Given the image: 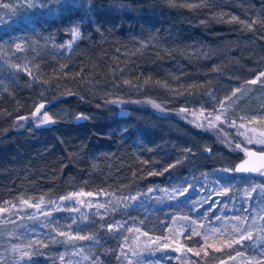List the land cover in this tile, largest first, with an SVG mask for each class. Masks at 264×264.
<instances>
[{"label": "trees", "instance_id": "trees-1", "mask_svg": "<svg viewBox=\"0 0 264 264\" xmlns=\"http://www.w3.org/2000/svg\"><path fill=\"white\" fill-rule=\"evenodd\" d=\"M91 1L93 7L87 12L48 20V26L58 33L71 25L80 31V40L68 62L49 67V78H54V84L65 93L64 105L87 119L31 126L35 98L29 92L16 91L12 98L0 101V112L7 114V118L0 119V207L26 194L61 193L73 186L91 192L145 188L153 183L166 186L171 175L164 171L160 148L169 147V142L200 152L208 166L215 151L233 158L235 164L244 156L234 148L243 137L227 122H216L215 128L208 126L204 117L212 111L204 109L200 120L178 117L181 108L187 110L183 114L191 108L173 97L171 90L192 92L214 84L223 66L215 55L219 43H229L233 53L245 60L246 67L259 66L264 61V0ZM118 1L127 3L129 9L115 12L104 8ZM240 21L255 23L249 29ZM193 44L215 47L204 48L203 57L193 58L187 56ZM123 66L127 70L120 76L126 82L142 83L141 92L122 96L91 92V82L110 85ZM116 105H127L129 117L109 118ZM138 112L152 117L156 129L141 130L134 119ZM228 117L224 119L232 121ZM167 121L182 126L187 135L166 136ZM197 123L204 126L197 127ZM190 136L198 139L197 143L191 142L193 147ZM205 142L210 144L208 153L207 148L202 149ZM232 176L257 178V174L235 172ZM191 230L180 236L192 249L184 262L194 264L201 258L222 257L232 251L207 247L202 235H194ZM196 230L207 233L205 229ZM38 240L47 246L37 244V259L31 264H58L49 238ZM100 261L119 264L115 255Z\"/></svg>", "mask_w": 264, "mask_h": 264}, {"label": "rangeland", "instance_id": "rangeland-1", "mask_svg": "<svg viewBox=\"0 0 264 264\" xmlns=\"http://www.w3.org/2000/svg\"><path fill=\"white\" fill-rule=\"evenodd\" d=\"M4 2L9 3L11 7L9 9L0 8V101L4 98H12L16 91H27L35 98L31 104L33 111L37 105L46 103V107L42 109L41 113L30 121L31 126L51 124L38 123L45 111L54 121L66 122L75 119L78 116L77 112L64 105L62 98L65 97V93L58 84H54L56 81L54 78H49V67L53 65L60 67L64 62H68L80 38L72 44L71 49L64 47L71 39L72 28L76 26H67L62 33H58L48 26V20L60 19L63 15L71 12L56 10L57 6L54 0H46L53 9L51 13L48 8L39 6L35 8L21 7L24 0H4ZM32 2L36 5L40 4V0H32ZM81 3L83 7L72 12H87L93 7L91 0H81ZM104 8L120 12L128 10L129 5L118 1ZM6 17L7 19H5ZM16 43L23 45V52L15 51ZM193 47L188 50L190 52L187 56L191 55L195 58L196 55L203 57L204 48L208 50L215 45L193 44ZM216 47L215 55L220 57L223 66L221 70L217 71L214 84L192 92H184L179 88L171 90L173 97L184 106L191 108L188 114L180 112L182 115L178 117L185 121L187 117L190 120H197L196 116H200L201 111L204 113V109L217 114L219 113L218 101L224 100L226 96H231L232 92L239 87L240 91L236 93V96L225 101V105L230 106L226 115L229 116V120L236 121L237 125L231 130L233 132L245 131L238 127L243 122L248 128H254L258 132L264 131V122L259 119L251 122L253 116H264V85L259 81L255 85L246 83L264 72V61L261 60L259 66L246 67L245 60L240 55L233 53L229 43H219ZM262 50L264 51V48ZM16 66H19V70ZM25 68L27 71L24 70ZM126 70L124 66L118 69L113 83L110 85H106L105 82L101 84L91 82V92L120 96L141 92L144 89L142 83L126 82L120 76ZM261 80L264 81V77ZM120 109L129 110L127 105H116V109L109 118L117 117V112ZM157 111L162 112L160 109ZM193 113L196 116H193ZM241 117L244 118L243 121H241ZM1 118H7L5 111L0 112ZM134 119L143 131L156 129L157 122L150 116L138 112L134 114ZM166 127V136L170 134L187 135L185 129L176 122L167 121ZM189 141L197 143L198 139L190 136ZM248 146L255 149L260 147L255 144ZM204 148L209 149L210 144L205 142L202 145V149ZM185 149L191 148H181L173 142H169V147L160 148L162 164L166 167L175 163L177 159L181 160L175 167L169 168L171 181L166 186L153 183L145 188L124 187L96 192L87 191L80 186H73L61 193L38 192L11 200L0 207L6 209V211L0 212V264H14V261L19 260V254L11 251L13 245H26L28 238L38 240L39 237H55L54 240H49L53 246L51 251L56 254L58 264H90V261H84L80 256L71 255L73 245H83L86 249L91 248L92 253L98 255L100 259L115 255L119 264H127L124 256L135 260L136 257L132 256L133 250L142 254L141 258L144 260V264H188L184 262V259H189V251L180 236L192 228L205 229L207 233H210L212 228L231 229L232 225L238 223L232 219L233 217H250L252 213L242 211V209L255 210L260 205L249 200L244 189L249 184H264V177L257 174V178H234L232 176L234 171L231 173L221 171L224 168L233 169L235 164L233 158L226 156L221 151H215L211 156V166H208L204 163L200 152L192 150L189 153ZM230 179L233 185L231 191L225 196L216 195V190L221 187L218 181L228 183ZM185 182L192 185L186 195L174 196L172 189L176 185H184ZM149 189H153V191L149 192ZM81 191L91 192L93 196H77L70 201L63 202L69 207L79 209V212L55 210L61 204L60 197ZM128 196H138L139 200L134 202L122 199ZM252 197L256 201L264 200V192L257 189V192L252 193ZM24 199L29 200L30 203L40 202L43 199L42 209L51 211L52 215L44 216L34 208L20 204V201ZM109 200L113 203L109 204ZM117 200L120 203L116 204ZM89 201L94 204H106L107 208L99 210L96 207L89 208L87 207ZM211 201L218 203L213 204ZM11 205H16V207L13 208ZM97 211H99V215H96ZM80 213L87 215L89 221L95 220V223H82L81 234L94 233L100 240L99 244L68 240L67 237L57 236L52 231L53 224L49 221L55 220L59 225L67 228L71 218L79 216ZM5 220L7 223L3 222ZM193 220L197 222L196 225L191 223ZM112 221L126 222L124 229L131 228L133 231L128 232L121 229L119 232L108 233L106 228L99 227L100 224ZM258 223H264V221H258ZM201 224L202 228L199 227ZM72 228L75 229V225ZM136 228L140 229L139 233L135 231ZM144 232L148 233L147 237L142 235ZM16 236H19L20 239H16ZM148 237H151L155 243L149 241ZM245 243L248 242L245 241ZM36 246L37 244L33 245L31 249H27L33 255L31 261H26V264H31L34 259H37V255L34 253ZM122 248L124 256L121 255ZM152 250L154 253L149 255ZM251 253V248H245L243 256H236L234 260H231L229 255L235 256V251L232 250L222 257L201 258L194 264H221L222 261L224 264H246ZM61 255L65 257L64 261L60 260Z\"/></svg>", "mask_w": 264, "mask_h": 264}, {"label": "snow or ice", "instance_id": "snow-or-ice-1", "mask_svg": "<svg viewBox=\"0 0 264 264\" xmlns=\"http://www.w3.org/2000/svg\"><path fill=\"white\" fill-rule=\"evenodd\" d=\"M54 3L56 4L57 8L56 10L60 12L69 11L72 12L76 10L77 8L83 7V4L81 3V0H54ZM21 7L26 8H35L37 6L41 8H48L49 12L51 13L53 9L50 7V5L46 2V0H40V4L36 5L32 2V0H24V2L20 5ZM11 5L9 3L4 2V0H0V8L3 9H9ZM87 15V13H85ZM7 19V17L5 18ZM233 20H236L237 17H232ZM241 23H245L249 29H251L252 25L255 23V21L247 22V21H240ZM81 34L78 29V27H73L71 30V39L65 45L64 47H67L68 49H71L72 44L76 42L80 38ZM15 51L17 52H23L24 47L21 43L15 44ZM19 70V66H16ZM27 71V69H24ZM30 74V73H29ZM264 77V72H261L255 79H251L247 81L246 83L249 84H257V82H261L262 85H264V81L261 80V78ZM240 91V88L237 87L231 94V96H226L224 100L218 101L219 103V113L213 114L209 113L208 116H205L204 119L207 121L208 126L215 128L216 122L225 123L227 122L230 127H236V121H226L224 117L226 116V113L228 111V107L225 105L226 100H231L232 97L236 96V93ZM239 99V97H237ZM45 105L40 104L33 113V116H36L37 114L41 113V109H44ZM153 107L160 108V105L154 104ZM163 111V109H160ZM187 110L184 108L180 109V112H186ZM193 116H196L195 113H193ZM200 116H204L203 111H201ZM200 116H196L197 120H200ZM20 119H27L25 117H21ZM76 119H87L86 116L83 114H80L76 117ZM243 117H241V121H243ZM257 119H259L261 122H264V116H253L251 122H255ZM55 121L48 115V113L45 111L42 114V119L38 121L39 124H48V123H54ZM197 127H203V123H197ZM241 129H245L243 132H237V134L243 139L240 142H236L234 144V148L240 150L244 153L245 159L242 160L241 163L237 164L234 169L230 168H224L221 169V171L225 173H244V174H250V173H257L260 176L264 177V131L258 132L254 128H248L245 123L241 122L238 126ZM257 145L260 146L257 150H250L247 145ZM244 145V146H242ZM231 146V142H230ZM206 151H210V149H205ZM186 152L191 153L192 149H185ZM248 158H255L259 161V164H253L251 163L250 159ZM181 160L177 159L175 163L170 164L168 167L164 169V171H168L169 168L175 167L176 164L180 163ZM162 173L158 172H152L151 175H158ZM218 183L221 184V187L216 190V195L219 196H225L228 194L229 191H231V188L233 185L229 181L228 183H224L223 181H218ZM192 187V185L187 184L185 182L184 185H176L172 191L174 196H185L188 190ZM257 189H259L261 192H264V184H249L248 187L244 189V192L246 193V196L249 200H253L254 203L260 205V207L256 208L255 210L251 208H244L242 211L250 212L252 213L251 216H244L243 218L240 216H235L232 219H235L238 223L235 225H232L230 231H225L222 228H212L210 229V233H200L196 230V228H192V234L194 235H202L205 245L207 247H213L215 251H221L223 249H229L235 251V256L229 255V259L234 260L236 256H243L244 255V249L245 248H251L252 253L247 258L246 264H264V223H258V221H264V200L256 201L252 197V193L257 192ZM153 191V189H149V192ZM104 194V193H102ZM87 195L89 197L93 196V193L88 192L84 193L81 192H73L70 193L68 196L60 197L61 204L56 207V211H69V212H79V209L75 207H69L67 204H64V201H70L74 197L77 196H84ZM106 195H114V194H106ZM124 200H131V201H138V196H128L123 197ZM247 202V201H246ZM43 199H41L40 202L30 203L29 200L24 199L20 201V204L26 205L28 208H34L37 212H40L44 216H51V211H44L42 209L43 205ZM54 203V202H53ZM109 204L113 203L111 200L108 201ZM116 204L120 203L119 200L115 201ZM211 203H218L217 201H211ZM11 207L15 208L16 205H11ZM87 207H96L99 209H106V204H94L92 201L87 202ZM227 207V205H225ZM6 209L0 208V212H4ZM34 215V214H33ZM96 215H99V211H97ZM31 218V217H30ZM101 219L103 217L101 216ZM187 219V217H185ZM217 219H220L217 217ZM7 223V220L3 221ZM85 222H91L95 223V220L89 221V217L83 213H80L77 217H72L70 220V223L67 225V228L64 226L59 225V223L55 220L49 221V223L53 224L52 231L55 232L57 236L61 237H67L68 240H79V241H89L94 244H99L100 240L97 238V236L93 234H81L83 229L81 228V224ZM124 223L121 221H112L108 222L106 224H100L99 227L101 229L107 230L108 233H114L119 232L121 229H124ZM193 225H196L197 222L195 220L191 221ZM75 225V229L72 228V226ZM199 227H203V225H199ZM125 231L131 232L133 229L128 228L124 229ZM136 232H140L139 228L135 229ZM256 233V235H254ZM144 236H148L147 232L142 233ZM16 239H20L19 236L15 237ZM49 239H55V237H49ZM149 241L155 243V241H152L151 237H148ZM159 237L157 238V240ZM213 241V243H209V241ZM247 241L248 243H245ZM40 244L42 246H47L46 243L43 240H32L31 238H28L26 245H13L11 251L13 253L19 254V260L14 261V264H26V261H31L33 253L28 251L27 249H31L33 245ZM216 244H219V247H216ZM165 247L167 245H164ZM238 246V247H236ZM178 250V249H177ZM203 250V249H202ZM188 251H192L191 248L188 249ZM154 250L149 252V255L153 254ZM194 255H199V252H193ZM207 254V253H205ZM72 256H80L84 261H90V264H101L100 257L98 255H95L92 253L91 248L86 249L83 245L76 246L73 245V251L71 253ZM121 255L124 256L123 248L121 249ZM132 256L136 257L135 260L129 259L127 256H124V259L126 260L127 264H144V260L141 258L142 254L138 253L137 251H132ZM65 257L63 255L60 256V260L64 261ZM221 264H224L222 261Z\"/></svg>", "mask_w": 264, "mask_h": 264}, {"label": "water", "instance_id": "water-1", "mask_svg": "<svg viewBox=\"0 0 264 264\" xmlns=\"http://www.w3.org/2000/svg\"><path fill=\"white\" fill-rule=\"evenodd\" d=\"M44 105H45V107H46V103H43ZM40 105V104H39ZM39 105H37L36 107H35V109L39 106ZM44 107V108H45ZM35 109H34V111H33V113L35 112ZM41 111H42V109H41ZM37 115H39V114H37ZM129 115H130V111L129 110H127V109H120V110H118V112H117V116L119 117V118H128L129 117ZM250 150H257V149H255V148H249ZM206 151V150H205ZM207 153H208V151H206ZM246 157L245 156H243V158L240 160V161H238L235 165H234V168L236 167V165L237 164H239V163H241L242 162V160L243 159H245ZM248 159H250V161H251V163H253V164H259V161L258 160H256L255 158H248ZM233 168V169H234ZM236 173V172H235ZM237 174H240V173H237ZM242 174H244V173H242ZM254 174H257V173H250L249 175H254Z\"/></svg>", "mask_w": 264, "mask_h": 264}]
</instances>
